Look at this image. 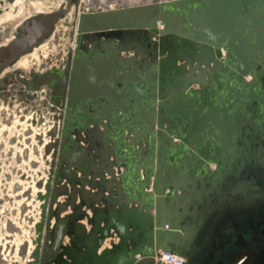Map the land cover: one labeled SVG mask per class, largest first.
<instances>
[{"label":"water","instance_id":"95a60500","mask_svg":"<svg viewBox=\"0 0 264 264\" xmlns=\"http://www.w3.org/2000/svg\"><path fill=\"white\" fill-rule=\"evenodd\" d=\"M53 1L0 25V88L12 82L0 127H31L8 138L9 153L1 140L0 155H35L38 171L31 264H154L159 252L189 246L183 219L208 208V187L222 182L231 160L226 148L240 151L237 130L254 125L256 102L264 107L253 92L264 86V0L172 1L80 18L82 0ZM66 23H74L71 41L55 54ZM226 92L247 100L244 114L228 104L236 116L223 135L215 132L220 109L210 127L195 129L173 108L211 95L219 107ZM43 126L46 134L32 138Z\"/></svg>","mask_w":264,"mask_h":264},{"label":"flooded vegetation","instance_id":"af4514ba","mask_svg":"<svg viewBox=\"0 0 264 264\" xmlns=\"http://www.w3.org/2000/svg\"><path fill=\"white\" fill-rule=\"evenodd\" d=\"M257 91L263 98L264 86ZM249 111L254 125L237 130L241 154L227 155L231 160L222 182L208 187L210 205L197 212L191 209L193 217L182 221V229L190 230L193 239L171 254L183 264H264V107L256 102ZM212 170L216 173V166Z\"/></svg>","mask_w":264,"mask_h":264},{"label":"rangeland","instance_id":"374dc122","mask_svg":"<svg viewBox=\"0 0 264 264\" xmlns=\"http://www.w3.org/2000/svg\"><path fill=\"white\" fill-rule=\"evenodd\" d=\"M51 2V0H0V24H7L24 8L26 10H33L34 7L40 6L47 8L54 6L55 8L56 1H53L52 5ZM72 27H74V23H66L59 28L56 41L51 47L52 52L58 54L66 50L71 41ZM45 56L49 55L45 54ZM11 83V81H7L6 87L0 88V100L10 101L9 85ZM16 103H19L18 100ZM28 129V126L20 120L13 121L12 124H5L3 128L0 127V142L4 140L7 143V146L3 145L6 147L4 153H9L14 146V143H10L8 138H17L19 135L25 134ZM9 156H12L11 160H9ZM33 161H36L35 155H30L29 159L25 155H0V264H31L26 260L29 252L27 254L26 251L20 256L18 250L22 249L24 243H29L30 251H33L31 240L35 239V227L40 218V202L37 201L38 190L35 184L36 179L33 176L38 171L32 167ZM17 166L19 170L16 168ZM21 173H27L30 177L29 180L33 177V181L29 183L26 179L23 180L20 178ZM28 191H32V197ZM35 201L38 202V205L35 204ZM10 226L17 228L18 231L14 234L10 233ZM14 235L16 236L14 237ZM22 240H24L23 243H21Z\"/></svg>","mask_w":264,"mask_h":264},{"label":"bare ground","instance_id":"6f19581e","mask_svg":"<svg viewBox=\"0 0 264 264\" xmlns=\"http://www.w3.org/2000/svg\"><path fill=\"white\" fill-rule=\"evenodd\" d=\"M172 1L175 2V1H184V0H135V1L134 0H82L81 6H80V9H79V18L82 15L92 16V15H95L97 13H101V12H103L105 10H119V9H122V8L124 9L127 6L138 8V7L148 6V5H161L163 3H170ZM36 5H39V4L36 3ZM48 5H50V4L48 3ZM25 10H26V8H24L18 15H16V17H14V18L12 17V19L8 23H13V22H18L19 23V21L17 19L22 14L25 13ZM0 25H3V24H0ZM160 29H162V28L160 27ZM76 38H77V31H76L75 40H76ZM223 57H225V53L224 52H223ZM34 58L38 59L39 55L36 54L34 56ZM250 81H251V79H248V83H250ZM199 88L200 87L198 86V87H196L194 89L198 90ZM222 91H225L224 88L214 87V92L215 93H221ZM253 92H257V90L256 91L253 90ZM236 96H238V95H234L231 92H226L225 96L222 97V99H220L221 102H220L219 107L215 105V103H216L215 100L216 99L213 98L212 95L209 98H207V100H205L206 97H204L203 99L199 98V99H197L195 101H192V102L185 100V97H184L181 100L179 99L177 102H175L173 108L176 111V113H178V114H186L187 116L184 119L186 121H188L189 123H191V125L193 127H195V129H201V128H204V127L207 128L208 125L205 126L206 122L208 121L207 118L212 120L214 118V116H215V114H213V113L216 112L217 109H220V113H223V114H221V117L219 119H217L219 121L218 124L220 126L215 129V132L220 134V135H223L224 132H225L226 124L227 123H231L232 120H235L234 116H236V115H232L230 110L227 111V108L229 106L228 104H230V102L232 100L233 101L232 102L233 103V107L234 108L236 107V112L233 113V114H240V111H238V110L241 109L242 104L247 100V98H246L247 96H243V95H242V97H240V96L236 97ZM223 98H225V99L223 100ZM225 102H227V103L224 104ZM239 106H241V107H239ZM222 109L224 110L223 112H222ZM241 110H242V113H243V109H241ZM191 117L194 120H192ZM29 128H31V127H29ZM32 130H33V132H31L33 134L32 138L35 139V136H38L41 133H44L45 131L47 132V127L43 126V127H40L39 129L38 128H33ZM46 132H45V134H46ZM22 136L27 137V132L25 134H23ZM45 139L49 140L50 138H45ZM48 140H45V141L47 142ZM175 141H177V140H175ZM240 154H241L240 151H237L235 148L227 147L226 150H225V154L224 155H240ZM19 155H23V153L22 154L19 153ZM23 180H24V178H23ZM40 214H41V212H40ZM104 228H105V226L102 227V229H104ZM167 229H169V227L165 228V230H167ZM16 231H18L17 228H14V227L10 226V228H9V232L10 233L14 234ZM137 232H138V230L135 227L134 228L133 227L130 228L131 235L132 234L135 235V234H137ZM17 235L19 236V234H17ZM35 235H36V233H35ZM15 236L16 235H14V237ZM23 241L24 240H22L21 243H23ZM31 242H32L31 245L33 247V251H30L29 243H24V246H26V247L28 246V248H29V250L27 249L28 250L27 254L29 252V256L26 257V260L30 261V263L33 261L32 260L33 259L32 258V254L35 252V247H36L35 246V242L32 241V240H31ZM104 249H105V247H104ZM25 252L26 251H23L21 248L18 250V254L20 256H22ZM161 252L164 253L163 251H161ZM117 257L118 256H116V259L120 258V260L122 258L124 260H126V258H127V256L124 253H120L119 254V258H117ZM96 264H119V262H116V261L114 262V261L111 260L110 262H107V263L105 261V262H98Z\"/></svg>","mask_w":264,"mask_h":264},{"label":"built area","instance_id":"2783aa9c","mask_svg":"<svg viewBox=\"0 0 264 264\" xmlns=\"http://www.w3.org/2000/svg\"><path fill=\"white\" fill-rule=\"evenodd\" d=\"M155 264H183V259L180 257L173 255L171 253H162L156 255Z\"/></svg>","mask_w":264,"mask_h":264},{"label":"crops","instance_id":"0c3cea01","mask_svg":"<svg viewBox=\"0 0 264 264\" xmlns=\"http://www.w3.org/2000/svg\"><path fill=\"white\" fill-rule=\"evenodd\" d=\"M131 228V227H130Z\"/></svg>","mask_w":264,"mask_h":264}]
</instances>
